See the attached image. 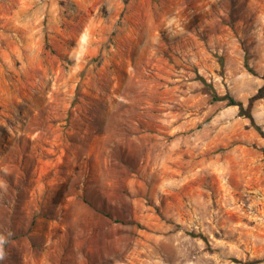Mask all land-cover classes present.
<instances>
[{
    "label": "rangeland",
    "instance_id": "rangeland-1",
    "mask_svg": "<svg viewBox=\"0 0 264 264\" xmlns=\"http://www.w3.org/2000/svg\"><path fill=\"white\" fill-rule=\"evenodd\" d=\"M260 88L264 0H0V264H264Z\"/></svg>",
    "mask_w": 264,
    "mask_h": 264
},
{
    "label": "trees",
    "instance_id": "trees-1",
    "mask_svg": "<svg viewBox=\"0 0 264 264\" xmlns=\"http://www.w3.org/2000/svg\"><path fill=\"white\" fill-rule=\"evenodd\" d=\"M264 97V91L262 88H260L254 95H252L249 99H248V103L246 106H243V104L239 101H236L234 100L233 98L231 97H228V96H223V97H219V96H216V95H213V99L214 100H220V99H224V98H227L228 99V104L230 105H237L238 108H239V113L241 115H244L245 117H247L252 123L253 125H255V129L256 131L260 134V136L264 139V131L262 130V128L256 124H254V121H253V116H252V113H251V106H252V103L253 101H255L256 99H259V98H262ZM261 153H262V156H263V160H264V144L263 146L261 147ZM100 212L105 216V217H111V213L108 212L107 210H104L103 209H100ZM118 221V220H117Z\"/></svg>",
    "mask_w": 264,
    "mask_h": 264
}]
</instances>
